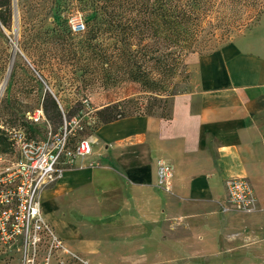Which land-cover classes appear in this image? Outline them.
Masks as SVG:
<instances>
[{
    "label": "crops",
    "instance_id": "0c3cea01",
    "mask_svg": "<svg viewBox=\"0 0 264 264\" xmlns=\"http://www.w3.org/2000/svg\"><path fill=\"white\" fill-rule=\"evenodd\" d=\"M196 70L197 88L174 97L171 119L132 116L100 126L93 153L43 191L44 214L67 246L90 253L111 241L105 231L118 242L121 231L156 233L162 223L163 247L213 250L223 225L225 245L238 241L229 264H264V20L197 56ZM236 177L251 181L259 207L222 215L226 181ZM61 204L68 218L55 214Z\"/></svg>",
    "mask_w": 264,
    "mask_h": 264
},
{
    "label": "rangeland",
    "instance_id": "374dc122",
    "mask_svg": "<svg viewBox=\"0 0 264 264\" xmlns=\"http://www.w3.org/2000/svg\"><path fill=\"white\" fill-rule=\"evenodd\" d=\"M5 1V24L0 20V136L9 143L8 158L13 155L12 139L16 131L23 130L27 135L44 138L48 126L54 133L66 128L72 143H76L83 137L94 135L95 128L101 124L99 109L121 102L128 111L133 109L132 103L128 102L131 98H137L142 107L150 103L147 99L150 95L129 79H119L108 85L102 83L99 62L96 57L89 59L82 43L86 30H74L77 23L86 25L84 13L79 8L81 0ZM262 20L264 3L224 4L218 0L203 22L196 41L183 57V66L172 79L169 91L173 87L178 95L195 90L197 56L246 35ZM47 92H51L60 103L61 121L44 110ZM38 109H43L45 120L33 123L28 115ZM155 110L163 112V105L162 110L158 105ZM93 147L97 146L93 143ZM44 199L42 195L41 200ZM218 204L222 215L242 216L256 212L238 211L229 204L227 195ZM45 206L43 203L44 213ZM65 210L66 206L61 204L55 214L62 217L65 213L68 218L71 214ZM222 226H219L217 247L213 250L200 245L197 249L185 251L174 246L171 249L163 247L162 223L156 233L121 231L118 242L113 238L115 233L105 231L103 233L112 238L111 241L102 240L98 249L90 253L74 250L66 241L75 256H64L65 264H229V259L236 258L233 254L237 252L228 249L238 241L232 242L235 240L233 236L232 244L227 247L225 240L227 243L230 240ZM0 264H20L19 252L4 246L1 241Z\"/></svg>",
    "mask_w": 264,
    "mask_h": 264
},
{
    "label": "trees",
    "instance_id": "16d2710c",
    "mask_svg": "<svg viewBox=\"0 0 264 264\" xmlns=\"http://www.w3.org/2000/svg\"><path fill=\"white\" fill-rule=\"evenodd\" d=\"M218 0H81L79 7L86 20L83 46L89 59L96 57L102 83L114 84L119 79L138 83L141 91L148 93V103L140 106L137 98L128 100L133 109L121 102L107 105L97 111L100 125L132 116L172 118L173 102L177 93L171 87L172 79L183 66V57L201 32L203 22ZM226 3H264V0H220ZM5 0H0V20ZM154 94V95H153ZM152 101V102H151ZM138 102V103H137ZM44 110L62 120L60 103L47 92ZM134 103V105H133ZM163 105L158 113L155 106ZM52 110V111H51ZM60 127L63 129V123ZM70 128V127H69ZM32 138H37L31 136ZM83 137L69 146L75 148ZM9 143L0 136V152L7 153Z\"/></svg>",
    "mask_w": 264,
    "mask_h": 264
},
{
    "label": "built area",
    "instance_id": "2783aa9c",
    "mask_svg": "<svg viewBox=\"0 0 264 264\" xmlns=\"http://www.w3.org/2000/svg\"><path fill=\"white\" fill-rule=\"evenodd\" d=\"M74 30L84 31L85 24L77 23ZM28 118L33 123L45 120L43 109ZM48 128L44 138L16 131L11 158L0 152V241L19 252L20 264H65L64 256H75L46 218L41 195L58 181L66 167L92 154L93 140L85 138L71 148L66 128L58 133ZM159 175L168 185L169 168L162 163ZM226 191L229 204L238 211H257L259 200L248 178L228 179Z\"/></svg>",
    "mask_w": 264,
    "mask_h": 264
}]
</instances>
